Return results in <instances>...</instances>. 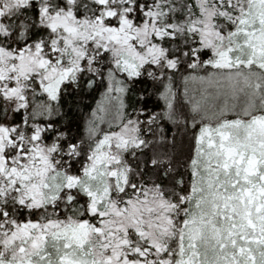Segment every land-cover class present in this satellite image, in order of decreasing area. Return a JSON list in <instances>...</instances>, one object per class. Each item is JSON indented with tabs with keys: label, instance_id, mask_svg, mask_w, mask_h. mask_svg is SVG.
<instances>
[{
	"label": "snow or ice",
	"instance_id": "1",
	"mask_svg": "<svg viewBox=\"0 0 264 264\" xmlns=\"http://www.w3.org/2000/svg\"><path fill=\"white\" fill-rule=\"evenodd\" d=\"M0 264H264V0H0Z\"/></svg>",
	"mask_w": 264,
	"mask_h": 264
}]
</instances>
